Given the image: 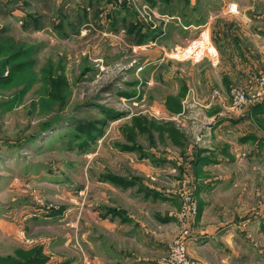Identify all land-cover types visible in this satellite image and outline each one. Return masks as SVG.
<instances>
[{"label":"rangeland","instance_id":"374dc122","mask_svg":"<svg viewBox=\"0 0 264 264\" xmlns=\"http://www.w3.org/2000/svg\"><path fill=\"white\" fill-rule=\"evenodd\" d=\"M156 1L166 7L161 12L198 18L204 10L189 8L188 1L264 0ZM108 2L0 0V29L9 37L1 44L16 53L13 66H6L16 72L0 83V264H25L40 250L44 264H93L87 255L92 232L130 253L126 264H167L171 248L184 242L187 197L196 218L203 210V227L219 235L197 248V221H190L183 244L193 264H264V140L240 144V130L219 138L217 127L207 131L213 119L161 111L191 95L179 69L185 73L198 63L170 62L172 69L160 65L135 75L147 49L133 52L135 34L122 30L146 27L126 0L104 11ZM125 10L126 27L119 21ZM181 33L173 38L178 47L185 44L179 37L187 32ZM255 76L229 88V113L244 117L232 108L233 88L245 94L247 105L261 101L251 120L264 133V71ZM192 168L195 176L187 173ZM211 184L214 193L205 188ZM156 189L171 193L174 202L147 203ZM201 202L208 204L201 208ZM94 211L110 212L122 227L89 231ZM119 253L109 264H124Z\"/></svg>","mask_w":264,"mask_h":264},{"label":"crops","instance_id":"0c3cea01","mask_svg":"<svg viewBox=\"0 0 264 264\" xmlns=\"http://www.w3.org/2000/svg\"><path fill=\"white\" fill-rule=\"evenodd\" d=\"M102 1H109L108 4L105 3V5L102 6L104 11L113 10V6L110 4L113 0ZM147 2L153 9H155V7L159 10L162 8V1H153L152 4L150 1ZM88 3L91 4L90 2ZM170 4H172V2ZM231 4L237 5V13H227V8ZM188 5L189 8L193 10L196 9L195 7H200L204 10V15L202 17L194 18L191 14L190 16L187 14L186 17V13L182 14V12H161V10L166 8L164 7L157 12V14L159 16L166 17V23H160L155 30H151L146 27L144 31L149 32L152 35V38L148 39V41L157 39L158 47L143 48V46L147 45L146 42L134 46L141 47V50L143 51L147 49V53H144L143 58L146 59L142 63V65L144 64V69L150 67V69L158 68L160 65L170 68V62L156 63V60L160 57V48L168 49L178 47L179 44L176 43L173 38L176 39L175 32H179V30L182 33L187 32L185 35L179 37V39L186 42L188 39L191 40L192 38H195L203 27H206L209 31L211 42L219 53L220 62L217 67H213L207 62L191 64L190 69L186 70L185 73L184 71L182 72L183 68L179 69V72L182 74V78H188L187 86L191 95L182 99L179 103H174L173 107L176 105L177 108L167 109L165 107H160V110L167 115L176 113L177 115H182L183 117L185 115L186 117H192L193 114H198L200 117L213 119L214 121H212L211 129L208 128L207 130L210 134L212 131L209 130H213L216 127L217 129L213 130V132H215V134L217 133L219 138L222 133V135L228 136L232 131L236 133V130H240V144L244 139H251L250 141H253V144L255 145L258 138L264 140V133L260 132L255 123L251 120L252 115L255 116L258 114L260 108H257V106L261 101L247 105L243 110L244 117L241 119L232 115V113H229L230 98L228 91L233 85L243 84V87L246 86L247 79L256 77V74L264 71V1H250V4L248 1H188ZM125 11V14L120 13L119 15L121 16V20H119L120 25L122 22L124 27H126L127 24V19H123V17L127 14V10ZM107 12L108 13H106L107 15L105 18L110 20V12ZM109 22H111V20ZM123 31L127 34L131 33V31L126 28H124L122 32ZM141 31L144 32L143 29H141ZM149 61L153 62L151 65L147 66L146 62ZM135 69L136 68H134V72ZM170 69H172V67ZM163 78L167 79L169 77ZM150 84H152V80H150ZM215 90H218L219 96L217 95L216 97H212V93ZM260 97L261 99H264V89L261 92ZM260 97H258V99ZM169 107H171L170 103ZM234 138L236 139V137ZM254 145L250 147L249 153L254 151ZM203 159H206V157H203ZM201 163L196 161L197 166L206 165L208 162L203 164ZM156 168L158 167L156 166ZM193 172L196 174V171L192 168L191 171L187 173H190L191 176H193ZM219 179L216 182L221 180ZM213 181L210 183H214ZM205 188L207 190H211L210 193H214L216 186L214 184L205 185ZM148 194L149 198L147 203H152L154 207H162L168 203L174 202V199L170 196L172 194L168 193V191H160L156 189V191L149 192ZM206 204L208 203L201 202V208H203ZM100 208L106 209L107 211L106 205H102ZM201 211L203 212V210H200V215L195 220L197 223L193 226L194 233H192V241L198 246L204 242L207 243L212 240L214 242L215 238L219 236L213 231V226L210 228L203 227L205 226L203 225L205 217H203L204 213ZM97 212L94 211L90 216L92 223L88 228L89 231L96 226H99L106 231L114 229L119 230V228L122 227L121 224L123 223H119L120 225L118 226L113 224L110 212L109 214L107 212L104 213L103 216ZM96 217L99 225H96L95 223ZM202 227L203 229L200 231V228ZM120 230L123 234H125V232L127 233L126 226H123ZM89 236L90 239L87 241V255L88 259H91L93 264H100V260L102 261V264H109L112 255L114 253H119L121 250L112 248L111 244L108 245V243H105L107 242V239H101V237L95 232H92ZM124 236L126 237V234ZM127 237H131V235H128ZM197 248L203 247L199 246ZM42 252L44 253L43 250L41 253ZM121 254L125 256L123 261L124 264H126V257H128L130 253L123 250V253H119V255ZM56 260L57 259H50L47 264H55L54 262ZM119 260L121 259L119 258ZM60 264L67 263L64 261ZM128 264H140V262L135 261Z\"/></svg>","mask_w":264,"mask_h":264},{"label":"built area","instance_id":"2783aa9c","mask_svg":"<svg viewBox=\"0 0 264 264\" xmlns=\"http://www.w3.org/2000/svg\"><path fill=\"white\" fill-rule=\"evenodd\" d=\"M126 2L136 9L137 21L151 30L157 29L160 23H166L167 21L166 17L159 16L147 1L126 0ZM227 10L229 13H236L237 6L235 4H231L228 6ZM148 47H158L157 39H154L150 41L148 45L143 46V48ZM139 49H141V47H133L132 50L133 52H137ZM205 59L209 61L210 65L213 67H216L219 63V54L211 44L209 31L206 27H203L195 38L187 40L181 47H175L172 49L160 48V57L156 60V63L186 61L191 63H200ZM152 62L153 61L146 62L147 66L151 65ZM143 70L144 64H140L135 69L134 73L135 75H139ZM231 90L230 97L232 101V108H234L238 116L240 113L241 116H243V110L247 106L248 98L242 91L238 89L233 88ZM213 95H217V91H213ZM187 198L188 199L184 204L185 210L187 211L184 214L183 220L184 222L188 223V226L184 227V234L182 237L184 242L189 235L190 221H193L197 216V210L195 206H192L191 199L189 197ZM189 204H191V207H187ZM184 242L179 241L175 247L171 248L169 261H167V264H193V262H191L186 255V247L184 246Z\"/></svg>","mask_w":264,"mask_h":264},{"label":"trees","instance_id":"16d2710c","mask_svg":"<svg viewBox=\"0 0 264 264\" xmlns=\"http://www.w3.org/2000/svg\"><path fill=\"white\" fill-rule=\"evenodd\" d=\"M115 1H117V0L111 1V3H110V4H112L113 8H114V2ZM148 1H150V3L152 4L153 1H156V0H148ZM168 1H170V3L172 2V4L174 2L171 0H168ZM138 29H137V31H135V29L130 30L131 33L130 34L128 33V36H130L132 33L135 34V40L137 41V44L144 43L143 41H146V40L152 38V35L149 32L145 33V32H142L141 29H139L140 31ZM4 33H5V30L0 29V44L4 43L9 38V37L7 38V37L3 36ZM1 45L3 47H2V49H0V58H3V61L0 62V83L3 80H8L16 72L15 67L12 70L10 68H6V66H13L12 62H13L14 57L16 56V53H12V54L9 53L7 48H5L6 44H1ZM142 60H144V59H142ZM5 71H7V72L9 71L7 76L2 75V74H4ZM59 81H60L59 87L62 88L63 85H65V82L62 79H59ZM54 98H56V95L54 96ZM37 255H39L40 257L35 256V258L33 257L32 259H28L25 264H44L48 260L46 258H43V256H41L42 255L41 250L37 253Z\"/></svg>","mask_w":264,"mask_h":264}]
</instances>
